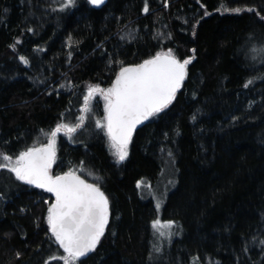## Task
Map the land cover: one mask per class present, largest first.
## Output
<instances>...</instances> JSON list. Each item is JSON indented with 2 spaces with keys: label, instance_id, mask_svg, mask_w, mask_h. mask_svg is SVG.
Masks as SVG:
<instances>
[{
  "label": "trees",
  "instance_id": "1",
  "mask_svg": "<svg viewBox=\"0 0 264 264\" xmlns=\"http://www.w3.org/2000/svg\"><path fill=\"white\" fill-rule=\"evenodd\" d=\"M61 2L0 0V153L15 158L46 143L57 124L77 123L88 88L110 87L121 61L169 48L195 57L176 100L138 130L123 163L95 128L98 100L83 129L57 136L54 174L73 168L92 183L102 178L111 203L105 237L83 264H264L261 247L251 245L264 238V82L244 87L254 70L243 55L253 39L264 42V0H148L147 14L145 0H77L65 11ZM165 169L178 179L165 216L183 231L150 260L158 212L137 182H157ZM0 192V264H63L50 259L65 255L46 221L52 194L8 169L0 170Z\"/></svg>",
  "mask_w": 264,
  "mask_h": 264
},
{
  "label": "snow or ice",
  "instance_id": "2",
  "mask_svg": "<svg viewBox=\"0 0 264 264\" xmlns=\"http://www.w3.org/2000/svg\"><path fill=\"white\" fill-rule=\"evenodd\" d=\"M87 2L99 7L105 3V0H87ZM76 4L77 0H62L59 10L65 11L76 7ZM164 6L168 7L166 0ZM3 11L6 13L8 9ZM53 11L56 9L54 8ZM142 11L145 14L149 13L148 0H145ZM231 11L239 14L241 9L235 8ZM247 11L253 10L247 9ZM204 15L208 13L205 12ZM259 19L264 22V16H260ZM128 35L131 39H135L131 33ZM168 36L171 37V33H168ZM121 39L126 37L121 36ZM195 51V49L192 50L193 53ZM243 55L246 60L251 59L250 66L254 70L253 78H248L244 87H250L255 80L264 82V72L256 69V65L264 69V42L253 39L244 49ZM194 58L192 56L181 59L174 54L173 49L169 48L167 51L157 52L140 63L125 65L121 61L119 71L116 72L110 87L102 88L100 85H94L88 88L87 94L83 97L81 110L83 114L78 117L77 123L57 124L48 135L46 143L27 147L15 158L10 154L0 153L4 161L0 163V170L8 169L10 173L15 174L16 180L44 189L54 196V201L47 207L46 221L50 239L63 249L65 255L52 256L51 260H60L63 264H83L82 258H88L89 254L96 252L98 245L101 244L111 215L109 197L99 183L102 178L96 177L97 182L89 183L73 168L54 174L53 165L57 159L58 133L63 130L71 137L79 129H83L88 114L92 112L90 102L98 94L103 97L104 116L103 120L95 121V128L103 131L111 149L114 150L116 163L124 162L129 155V145L137 125L157 116L176 100L178 92L189 76V65ZM19 59L25 65L30 63L24 56H20ZM43 82L40 81V83ZM197 116L198 113L193 114V121L197 119ZM168 155L174 156L171 151ZM83 163L81 161V166ZM140 187L141 182H137V188ZM3 195L4 193L0 192V197ZM156 207L159 209L160 205L157 204ZM151 227L154 230L156 242L149 255L150 260L157 254H162V241L171 242L172 237L178 234L174 229H178L179 225L172 220L162 222L156 219L152 221ZM257 244L264 252V238L253 236L251 245ZM249 249L250 243L245 240L242 251L247 253ZM17 255L20 254L17 253ZM46 264H48L47 261Z\"/></svg>",
  "mask_w": 264,
  "mask_h": 264
},
{
  "label": "rangeland",
  "instance_id": "3",
  "mask_svg": "<svg viewBox=\"0 0 264 264\" xmlns=\"http://www.w3.org/2000/svg\"><path fill=\"white\" fill-rule=\"evenodd\" d=\"M102 88H108V87H102ZM96 100H98V104H99L98 113L101 115L100 117H103L104 116L103 97H101L98 94L94 96V98L90 102L91 107H93V109L97 108V106L94 105ZM61 133L66 134L62 130L60 133H58V135ZM108 147H109L110 153L114 156V154H113L114 150L111 149L109 144H108ZM58 149L59 148H58V144H57V150ZM129 153H130V146H129ZM128 157H129V155H128ZM128 157H127V159H128ZM170 181H171V183H170ZM177 184H178V179H177L176 174L168 172V170L165 169L164 173L162 174V178H160V180H158L157 182H154L152 184L146 183V182H141V187L137 189L139 195H141L142 197L143 196L146 197V199L153 200L155 205H157V204L160 205L159 209H157V212H158L157 219L161 220L162 222L171 220L170 218H168V216H165L166 215L165 207L167 205V201L169 200L170 195L176 190ZM172 221H175V220H172ZM175 222L177 223V225H179L178 229H174V231H176L178 234H176L172 237L171 242H168L167 240L162 241V254H164L165 249L168 248V245L172 244V242H174L177 238H179L182 235L183 229H182L181 224L179 223L178 220H176ZM152 232L154 235L153 228H152ZM154 239H155V237H154ZM155 242H156V239H155ZM160 255L161 254H157L156 258L159 257Z\"/></svg>",
  "mask_w": 264,
  "mask_h": 264
},
{
  "label": "water",
  "instance_id": "4",
  "mask_svg": "<svg viewBox=\"0 0 264 264\" xmlns=\"http://www.w3.org/2000/svg\"><path fill=\"white\" fill-rule=\"evenodd\" d=\"M108 0H105V3L107 2ZM104 3V4H105ZM151 119V118H150ZM149 119V120H150ZM149 120H147V121H144L142 124H139V125H137V128H136V130H135V132L133 133V138H134V136H135V134L138 132V130L139 129H141L143 126H145L148 122H149ZM133 138H132V140H133ZM131 144V143H130ZM82 178H84L83 176H82ZM85 179V178H84ZM87 180V179H86ZM88 181V180H87ZM89 183H92V182H90V181H88ZM24 183V182H23ZM28 185V184H27ZM28 186H30V187H33V188H36L35 186H33V185H28ZM36 189H39V188H36ZM40 190H44V189H40ZM45 191V190H44ZM51 194V193H50ZM52 196H53V194H52ZM53 198H54V196H53ZM54 201V200H53ZM110 201V200H109ZM110 209H111V203H110ZM110 218H111V215H110ZM109 224H110V219H109ZM108 227H109V225H108ZM107 230H108V228L106 229V232H107ZM106 232H105V234H106ZM63 250V249H62ZM91 254V253H90Z\"/></svg>",
  "mask_w": 264,
  "mask_h": 264
},
{
  "label": "bare ground",
  "instance_id": "5",
  "mask_svg": "<svg viewBox=\"0 0 264 264\" xmlns=\"http://www.w3.org/2000/svg\"><path fill=\"white\" fill-rule=\"evenodd\" d=\"M52 85H53V84H52ZM74 104H75V103H74ZM74 104H73V105H74ZM69 113H70V112H69Z\"/></svg>",
  "mask_w": 264,
  "mask_h": 264
}]
</instances>
